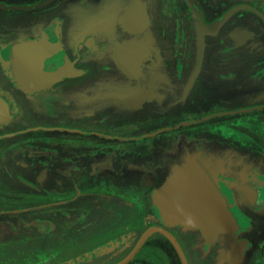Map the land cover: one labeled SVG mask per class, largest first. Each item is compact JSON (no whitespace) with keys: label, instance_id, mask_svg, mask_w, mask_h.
Listing matches in <instances>:
<instances>
[{"label":"flooded vegetation","instance_id":"obj_1","mask_svg":"<svg viewBox=\"0 0 264 264\" xmlns=\"http://www.w3.org/2000/svg\"><path fill=\"white\" fill-rule=\"evenodd\" d=\"M29 41L66 61L31 90L8 64ZM0 65V264L14 247L30 264L169 262L171 250L182 264L163 232L140 242L153 226L189 264L195 245L203 264H264V0H0ZM196 156L237 232L162 221L155 189Z\"/></svg>","mask_w":264,"mask_h":264},{"label":"water","instance_id":"obj_2","mask_svg":"<svg viewBox=\"0 0 264 264\" xmlns=\"http://www.w3.org/2000/svg\"><path fill=\"white\" fill-rule=\"evenodd\" d=\"M14 47L18 52L10 57L8 64L11 63L14 79L20 86L37 89L64 74L66 61L63 56L60 53L39 55L40 42H20ZM23 50L33 52L24 54ZM153 197L165 224L201 229L208 237L217 232L233 234L240 228L216 172L199 156L172 167L165 182L155 189ZM154 231L167 235L174 243L182 264H189L178 241L163 227L149 228L140 242ZM127 261L128 258L117 264Z\"/></svg>","mask_w":264,"mask_h":264},{"label":"rangeland","instance_id":"obj_3","mask_svg":"<svg viewBox=\"0 0 264 264\" xmlns=\"http://www.w3.org/2000/svg\"><path fill=\"white\" fill-rule=\"evenodd\" d=\"M1 70H2V67L0 65V71ZM191 235L188 234L187 236L186 235L183 236L184 243H185V241L188 242L191 239V237H192ZM150 242L153 245H157V244H160V243H164L165 245H167V239L161 233H155L152 236ZM195 243H196V241H195ZM186 249H187V252L189 254L191 264H203L202 263V259H204L205 254H204L203 251H201V248L199 250L198 246L195 245V246H191V247L186 248ZM17 250L19 251L20 249L17 248V247H14V254H15L14 259L16 260L15 264H30L31 263V258H33V260H36V258H34V257H24L23 251H19L20 253H18ZM148 251H152L153 252V250H150V249H148ZM171 253L173 255H172L171 261H169V262H161V261H158V260H153V261H150V262H146V261H142L141 260V261H138V262L133 263V264H181L180 260L175 256V254H174V252L172 250H171Z\"/></svg>","mask_w":264,"mask_h":264}]
</instances>
